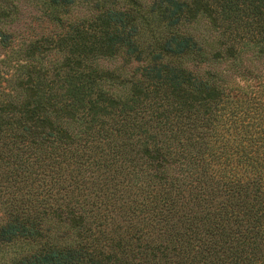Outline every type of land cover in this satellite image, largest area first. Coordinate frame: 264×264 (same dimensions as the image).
I'll return each mask as SVG.
<instances>
[{
  "label": "trees",
  "instance_id": "16d2710c",
  "mask_svg": "<svg viewBox=\"0 0 264 264\" xmlns=\"http://www.w3.org/2000/svg\"><path fill=\"white\" fill-rule=\"evenodd\" d=\"M0 49V264H264V0H0Z\"/></svg>",
  "mask_w": 264,
  "mask_h": 264
},
{
  "label": "rangeland",
  "instance_id": "374dc122",
  "mask_svg": "<svg viewBox=\"0 0 264 264\" xmlns=\"http://www.w3.org/2000/svg\"><path fill=\"white\" fill-rule=\"evenodd\" d=\"M23 7V10L21 12V19L19 22L20 25V32L29 30L30 33L34 34L36 32L37 28L35 27L37 23L39 22L38 11L35 10L34 7L31 5H28V3H25ZM195 26L200 27V25ZM3 50L0 49V71L5 70V63L1 61V58L3 56ZM3 78H0V80ZM17 249V251L13 252L12 249ZM36 248V244L32 241H24V240H17L14 244L5 245L0 248V260L2 257L9 256V255H18L20 252H25L28 250H33Z\"/></svg>",
  "mask_w": 264,
  "mask_h": 264
}]
</instances>
